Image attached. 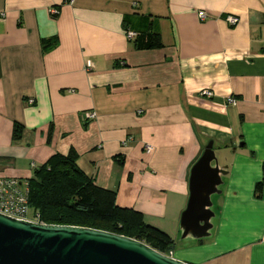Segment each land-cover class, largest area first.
I'll return each mask as SVG.
<instances>
[{"label":"crops","instance_id":"obj_1","mask_svg":"<svg viewBox=\"0 0 264 264\" xmlns=\"http://www.w3.org/2000/svg\"><path fill=\"white\" fill-rule=\"evenodd\" d=\"M0 12L1 175L26 180L73 149L120 206L174 239V257L264 264V0H0ZM128 30L162 44L139 49ZM210 141L228 166L214 225L183 238Z\"/></svg>","mask_w":264,"mask_h":264},{"label":"water","instance_id":"obj_2","mask_svg":"<svg viewBox=\"0 0 264 264\" xmlns=\"http://www.w3.org/2000/svg\"><path fill=\"white\" fill-rule=\"evenodd\" d=\"M222 166L213 141L191 169L190 196L181 215L183 238L210 236L212 196L222 192ZM0 264H192L139 239L80 225L48 224L0 213Z\"/></svg>","mask_w":264,"mask_h":264},{"label":"trees","instance_id":"obj_3","mask_svg":"<svg viewBox=\"0 0 264 264\" xmlns=\"http://www.w3.org/2000/svg\"><path fill=\"white\" fill-rule=\"evenodd\" d=\"M129 31V30H128ZM135 31V30H134ZM136 46L161 45L159 33L135 31ZM21 127H15V136ZM77 152L56 153L28 178L29 204L48 224L80 225L127 235L171 254L174 239L145 221L144 214L117 203V192L96 184L77 163Z\"/></svg>","mask_w":264,"mask_h":264},{"label":"built area","instance_id":"obj_4","mask_svg":"<svg viewBox=\"0 0 264 264\" xmlns=\"http://www.w3.org/2000/svg\"><path fill=\"white\" fill-rule=\"evenodd\" d=\"M137 4L138 3L135 2L134 6ZM53 12H57L56 9H53ZM4 14V12H0V17L3 18ZM199 15L202 19L207 17V13L203 10L199 12ZM226 18L231 24H236L239 20L238 17L234 15H228ZM127 34L130 38L137 35L135 31H128ZM88 66H90V63H88ZM200 94L208 98L213 96V92L209 89L201 91ZM32 102H34V100L30 99V103ZM86 116L88 119H92L96 117V112H88ZM128 139H131V137ZM146 148L148 152H151L153 149L151 145H146ZM33 166H36L35 163H33ZM27 180L28 179L21 180L17 176L0 174V213L17 219L44 223L41 220L40 213L29 204ZM170 255L173 256L172 252Z\"/></svg>","mask_w":264,"mask_h":264},{"label":"rangeland","instance_id":"obj_5","mask_svg":"<svg viewBox=\"0 0 264 264\" xmlns=\"http://www.w3.org/2000/svg\"><path fill=\"white\" fill-rule=\"evenodd\" d=\"M172 254H173V252H172Z\"/></svg>","mask_w":264,"mask_h":264}]
</instances>
